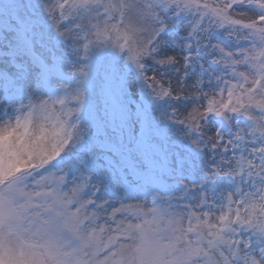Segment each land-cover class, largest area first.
<instances>
[{
	"label": "snow or ice",
	"instance_id": "obj_1",
	"mask_svg": "<svg viewBox=\"0 0 264 264\" xmlns=\"http://www.w3.org/2000/svg\"><path fill=\"white\" fill-rule=\"evenodd\" d=\"M0 264H264V0H0Z\"/></svg>",
	"mask_w": 264,
	"mask_h": 264
}]
</instances>
